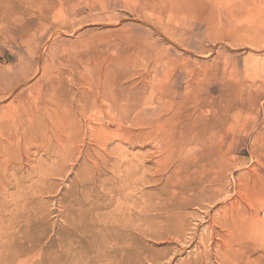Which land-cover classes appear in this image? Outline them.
I'll use <instances>...</instances> for the list:
<instances>
[{
    "label": "rangeland",
    "instance_id": "obj_1",
    "mask_svg": "<svg viewBox=\"0 0 264 264\" xmlns=\"http://www.w3.org/2000/svg\"><path fill=\"white\" fill-rule=\"evenodd\" d=\"M112 95L137 99L113 113ZM183 181L222 187L221 203L184 209L190 246L133 229L143 254L179 263L241 200L232 264H264V0H0V264H100L97 212L167 201ZM215 246L197 248L207 264Z\"/></svg>",
    "mask_w": 264,
    "mask_h": 264
},
{
    "label": "bare ground",
    "instance_id": "obj_2",
    "mask_svg": "<svg viewBox=\"0 0 264 264\" xmlns=\"http://www.w3.org/2000/svg\"><path fill=\"white\" fill-rule=\"evenodd\" d=\"M103 81V80H102ZM101 82V81H100ZM99 82V83H100ZM144 90V89H143ZM166 91V90H165ZM146 92V91H145ZM100 93V94H99ZM137 93V91H136ZM118 94V93H117ZM116 95V94H115ZM130 95V94H129ZM137 95V94H136ZM139 95V94H138ZM97 98H102V91L98 90L97 92ZM105 97V96H104ZM111 99V108H113V113L115 109H117L120 104V102L129 100L134 97L131 96L132 98H130V96H123V98H118L115 96H108ZM138 97V96H137ZM49 99V98H48ZM47 99V100H48ZM109 99V100H110ZM122 99V100H121ZM137 98H133V102L135 105ZM46 100V99H45ZM140 99H138L139 101ZM144 100V99H143ZM48 102V101H47ZM52 102V100H51ZM55 102V101H54ZM36 103V102H35ZM125 103V102H124ZM170 103V102H169ZM128 104V102H127ZM132 104V103H131ZM138 104V103H136ZM164 104V103H163ZM166 104V103H165ZM56 107H54L55 109L59 108V105L56 104ZM133 105V104H132ZM170 106H174L172 105V103L169 104ZM125 106V105H124ZM166 106V105H165ZM35 107V106H34ZM122 107V106H121ZM131 107V106H130ZM133 106V109H135ZM138 107V106H137ZM37 110L34 112H32V115L30 117H28V121L34 122L35 120H39L40 116L42 115V111H46V109H48V105L47 103L45 104V101L43 99V101L41 102V105L39 107H36ZM124 108V107H122ZM165 108V107H164ZM172 108V107H171ZM34 109V108H33ZM128 109H132L128 108ZM50 110V109H49ZM125 110V109H124ZM127 110V109H126ZM137 110V109H136ZM163 110V109H162ZM166 110V108H165ZM169 110V109H168ZM121 111V109H120ZM123 111V109H122ZM128 111V110H127ZM133 111V110H131ZM60 112V111H58ZM118 112V111H117ZM129 112V111H128ZM134 112V111H133ZM132 112V113H133ZM136 112V111H135ZM131 114V113H130ZM129 114V115H130ZM141 114V113H140ZM138 115L141 116V115ZM144 114V113H143ZM167 114V113H166ZM58 115V114H57ZM97 115V114H96ZM126 115V114H125ZM135 115V114H134ZM133 115V117H134ZM99 116V115H98ZM128 116V115H127ZM132 116V114H131ZM130 116V117H131ZM137 116V113H136ZM24 118V117H23ZM89 118V117H88ZM99 118V117H98ZM132 118V117H131ZM129 119V118H128ZM134 119V118H133ZM145 119V118H144ZM199 119V117H198ZM92 120L93 117H92ZM136 121L138 119H135ZM135 120L133 121V123L135 122ZM197 119H195L196 121ZM8 121V120H7ZM23 121V120H22ZM89 120H87L88 122ZM200 121V120H199ZM198 121V122H199ZM210 121V120H209ZM222 121V120H221ZM43 122V121H42ZM41 122V123H42ZM128 125L130 124V121H128ZM194 122V121H193ZM192 122V123H193ZM197 122V121H196ZM223 122V121H222ZM23 123H25L23 121ZM89 123V122H88ZM138 123V122H137ZM136 123V124H137ZM5 124V123H4ZM141 124V123H140ZM156 124V123H155ZM200 124V123H199ZM134 125V124H133ZM188 125V124H187ZM197 125V124H195ZM213 125V124H212ZM6 126V125H5ZM12 126V125H11ZM18 126V125H17ZM56 126V124H55ZM135 126V125H134ZM148 126V125H147ZM167 126V125H166ZM165 126V127H166ZM211 126V124H210ZM209 126V127H210ZM14 127V125L12 126ZM99 127V126H98ZM142 127V126H141ZM189 127V126H188ZM208 127V128H209ZM135 128V127H134ZM19 129V128H18ZM145 129L143 128L142 131H144ZM147 130V127H146ZM205 130V129H204ZM208 130V129H207ZM92 134L94 135L95 138H101L103 139V135L105 134L104 131H101L100 128L97 129H93L92 130ZM155 131V130H154ZM160 130H158L157 132H159ZM147 133V131H145ZM188 132V131H187ZM210 132V131H208ZM207 132V133H208ZM86 133V132H85ZM128 133V132H127ZM145 133V134H146ZM163 134H165V132L162 131ZM170 133V132H169ZM173 133V132H172ZM175 133V132H174ZM192 133V132H191ZM202 133V132H201ZM200 133V136L202 135ZM109 134V133H108ZM133 134V133H132ZM143 134V133H142ZM149 134V133H148ZM153 134V132H150V135ZM168 134V133H167ZM206 134V133H203ZM211 134V133H209ZM139 135V134H138ZM137 135V136H138ZM144 135V134H143ZM160 134H158L159 136ZM172 135V134H171ZM183 135V134H182ZM181 135V136H182ZM187 135V134H186ZM185 135V136H186ZM192 135V134H191ZM208 135V134H207ZM149 136V135H148ZM147 136V137H148ZM177 136V135H176ZM190 136V135H189ZM198 136V135H197ZM209 136V135H208ZM93 137V136H92ZM109 137V136H107ZM112 137V135L110 136V138ZM121 137V136H120ZM123 137H126V134L123 135ZM143 137V136H142ZM163 137V136H162ZM133 138V137H132ZM146 138V137H144ZM151 138V137H149ZM166 138V137H164ZM163 138V139H164ZM172 138V137H171ZM179 138V136H178ZM195 138V135H192L191 137H187V138H182L180 145L178 146L179 149L182 147V144L187 145L188 141H191ZM198 138V137H197ZM201 138V137H200ZM101 139V140H102ZM134 139V138H133ZM154 139V138H152ZM211 139V137L209 138ZM208 139V140H209ZM96 140V139H95ZM99 140V139H98ZM109 140V139H108ZM126 140V138H125ZM130 140V139H128ZM132 140V139H131ZM135 140V139H134ZM139 140V139H138ZM169 140V139H168ZM173 140V139H172ZM176 140V139H175ZM201 140V139H199ZM204 143H206L204 141V139H202ZM207 140V141H208ZM174 141V140H173ZM128 142V141H127ZM136 142V141H135ZM164 142V141H163ZM162 142V143H163ZM170 142V141H169ZM192 142V141H191ZM200 142V141H199ZM129 143V142H128ZM175 143V142H174ZM201 143V142H200ZM165 144V143H164ZM195 144V143H194ZM203 144V143H202ZM163 145V144H162ZM161 145V146H162ZM222 145V143H221ZM61 146V145H60ZM165 146V145H164ZM163 146V148H164ZM174 146V145H173ZM64 147V146H62ZM168 147V146H167ZM183 147V148H184ZM176 148V146H175ZM221 148V147H220ZM63 149V148H62ZM167 149V148H166ZM171 149V148H170ZM169 149V150H170ZM178 149V148H176ZM178 149V150H179ZM182 149H180L181 151ZM185 150V149H184ZM207 150V149H206ZM208 152H211V149H208ZM163 152V149L161 150ZM168 151V150H167ZM176 151V150H175ZM222 151V150H221ZM173 152V151H172ZM171 152V153H172ZM213 152V151H212ZM175 153V152H174ZM177 153V152H176ZM179 153V151H178ZM184 153V152H183ZM205 153V152H204ZM181 155H183L182 153H180ZM210 154V153H209ZM213 154V153H212ZM80 155V154H79ZM122 155V154H121ZM131 155V154H130ZM176 155V154H175ZM175 155H172L173 157ZM204 155V154H203ZM224 155V154H223ZM222 155V156H223ZM167 156V155H166ZM206 156V155H205ZM208 156V155H207ZM221 156V157H222ZM171 157V156H170ZM169 157V158H170ZM182 157V156H180ZM211 157V156H210ZM168 158V159H169ZM184 158V157H183ZM202 158V157H201ZM204 158V156H203ZM202 158V159H203ZM209 158V157H208ZM207 158V160H208ZM138 159V158H137ZM136 159V160H137ZM173 159V158H172ZM178 159V158H176ZM182 159V158H181ZM180 159V160H181ZM223 159V158H222ZM206 160V159H205ZM222 161V160H221ZM130 162V161H129ZM140 162V161H139ZM168 163V162H167ZM181 163V162H180ZM184 163V162H183ZM186 163V162H185ZM223 163V162H222ZM182 164V163H181ZM214 164V163H212ZM210 164V165H212ZM125 165V164H124ZM136 164L131 166H135ZM160 168L161 167V163L159 164ZM163 165V164H162ZM180 165V164H179ZM185 167V164H183ZM187 165V164H186ZM204 165V164H203ZM219 165V164H218ZM217 165V166H218ZM120 166V165H118ZM183 167V166H182ZM188 167V166H187ZM223 167V166H222ZM129 168V165H128ZM127 169V168H126ZM130 169V168H129ZM163 169V168H162ZM180 169V168H179ZM189 169V168H188ZM158 170V169H157ZM131 171V170H130ZM133 171H135V169H133ZM137 171V170H136ZM162 171V170H161ZM178 171V169H177ZM186 171V170H185ZM126 172V171H124ZM157 172V171H156ZM132 173V172H130ZM128 173V174H130ZM136 173V172H135ZM146 173V172H145ZM192 173V172H191ZM125 174V173H124ZM127 173L125 175H128ZM134 173H132L131 176H133ZM157 174V173H155ZM161 174V173H160ZM189 175V174H188ZM205 175V174H204ZM124 176V175H123ZM129 176V175H128ZM195 176V175H194ZM193 176V177H194ZM206 176V175H205ZM210 176V175H209ZM218 177H220L219 175H216ZM197 177V176H196ZM123 180L129 179L130 178H126L123 177ZM144 178V177H142ZM187 178V177H186ZM204 178H208L206 177H202ZM215 178V177H213ZM217 178V177H216ZM198 179V178H197ZM221 179V178H220ZM126 180V181H129ZM144 180V179H143ZM192 180V179H191ZM194 180V178H193ZM215 180V179H214ZM138 181V180H137ZM187 181V180H186ZM186 181H183L182 185L185 183H187ZM203 181V180H202ZM210 181V180H209ZM181 182V181H180ZM212 182L214 183L213 179ZM210 182V183H212ZM125 183V182H124ZM195 183V182H194ZM197 183V182H196ZM134 184V183H133ZM178 184V183H177ZM181 184V183H179ZM215 184V183H214ZM121 186V182L118 184V186ZM168 184H165V186H167ZM188 185V184H187ZM200 185V184H199ZM123 186V185H122ZM161 186V185H160ZM192 186V185H191ZM212 186V185H211ZM125 187V186H124ZM179 187V186H177ZM198 187V186H197ZM208 187V186H207ZM240 187V186H239ZM123 188V187H121ZM129 188V187H128ZM162 188V187H161ZM164 188V187H163ZM168 188V187H167ZM175 188V187H174ZM181 188V187H179ZM195 188L194 187H190V186H184L181 188V192L179 194L181 195H177L174 194L172 195H168L167 201L163 200V201H157L154 202L153 198L150 197L147 200H145V203H143V206L140 207V210H134L133 208L128 207L127 208H122L118 209V208H114V209H110V210H101L99 212H97L96 215V221L94 223L95 226V235L97 236L96 241V250H95V254L97 257V260L100 261V264H145V262H149L151 264H171L176 251H174V253H172L171 256H169L168 260H166V262H162L161 259H163L165 256L163 254L168 253V249H170L168 247V249H166V251H163L162 255H156L154 256L153 253L151 254H143V247L140 246V238L137 235H133V229H137L138 231H141L144 235H147L149 237L155 238L158 241V245H162V244H167V243H173L175 241H173V238H176L177 241H181L183 243H185L186 246H190L191 240L193 238L192 233L191 234H187L189 232L186 233L184 232V228L185 226V219H184V214H186L187 216V212L184 211V209L186 207H189L191 205H195L198 204L202 201H208V202H212L213 205L215 203H221V199H222V193H223V188H219V190H211V192L206 193L205 189H207L206 187L204 189H202L201 191H198V193H195ZM213 189V187H210ZM116 191V188H114ZM166 189V187H165ZM179 191L178 188H175ZM209 189V188H208ZM169 190V189H168ZM176 190V191H177ZM200 190V189H199ZM119 191V190H118ZM122 191V190H121ZM120 191V192H121ZM163 191V190H161ZM167 191V190H166ZM165 192V191H163ZM240 192V191H239ZM119 194V192H117ZM169 193V192H168ZM126 194V193H125ZM127 195V194H126ZM133 195V194H132ZM156 197V196H155ZM118 198V197H117ZM122 198V197H121ZM126 198V197H125ZM128 199V197L126 198ZM236 199V198H235ZM127 202V200H125ZM135 200L132 201V203ZM224 201V200H222ZM136 202V201H135ZM241 202V200H240ZM240 202H238V200H233L232 202H230L229 206H227L226 204L224 206H221L218 208V217H216L217 219H215V217H211V220L213 221V223H215V226L218 228H214V226L212 225L211 227V231L209 232V234H206L205 232H202L200 234L199 237V242L196 245V248H194V252L190 253L188 256H186L184 259H182L179 263L177 264H207L208 263V257H207V246H209L211 244L212 241H216V246L218 247V256L219 259L221 260L222 264H232L235 261V257H232L231 254H233L234 250H236V245L241 246V243L237 244L239 242V240L241 239V204ZM127 205V204H126ZM135 206V205H134ZM137 207V206H136ZM138 208V207H137ZM210 208H212V206H208V209L205 210V216H209V210ZM153 211H155V214H151ZM187 211V210H186ZM189 213V211H188ZM191 215L193 216V213H191ZM195 215V214H194ZM156 220H158L159 222H157ZM187 220V219H186ZM187 224V222H186ZM194 230V229H193ZM196 231V229H195ZM194 231V232H195ZM139 233V232H138ZM196 233V232H195ZM195 233H193L195 235ZM212 235V236H211ZM215 235V236H213ZM214 240H211L213 239ZM175 239V240H176ZM187 239V240H186ZM177 245V244H176ZM201 245L205 246V250H201L198 251L197 248ZM185 246V247H186ZM215 246V247H216ZM164 247V246H163ZM163 247H161V249H164ZM167 248V247H165ZM239 248V247H238ZM160 249V250H161ZM174 249V248H173ZM172 249V250H173ZM146 250V249H145ZM170 252V251H169ZM181 252V251H180ZM238 253V252H237ZM169 254V253H168ZM236 254V253H235ZM233 256H235L233 254ZM220 263V264H221ZM84 264H89V262H85ZM148 264V263H147Z\"/></svg>",
    "mask_w": 264,
    "mask_h": 264
}]
</instances>
